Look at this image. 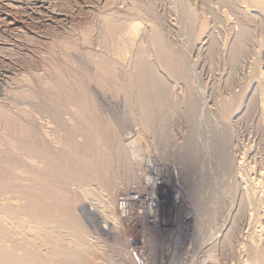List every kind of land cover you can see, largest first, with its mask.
I'll list each match as a JSON object with an SVG mask.
<instances>
[{"label": "rangeland", "instance_id": "rangeland-1", "mask_svg": "<svg viewBox=\"0 0 264 264\" xmlns=\"http://www.w3.org/2000/svg\"><path fill=\"white\" fill-rule=\"evenodd\" d=\"M129 1L107 0L108 4L114 2L107 6L106 0H0V82L2 81L0 83V189L8 190L10 187L6 193H0V229L7 230L5 227L8 226L5 223L8 220L7 222L10 221V224L16 225L21 231L17 230V234L8 229L10 234L8 238L0 239V252L10 251L11 245L14 244H7L10 239L18 244L15 243L18 249L25 247L28 251L24 248L23 251L18 250L20 254L18 251H14V254H19L18 256L23 258L27 254V260H32L36 264L40 261L36 257V251L44 250L43 252L49 255L48 250L59 248L64 250L73 248L78 256L75 263L64 261V264H240V262L257 264L247 254L245 255L241 248H237V252L234 253L235 261L225 255L221 247V237L224 230L230 226L235 210L237 211L239 206V181L241 178L247 181L251 174L250 168H247L251 165L248 163L249 160L244 162V166L242 165L244 168L236 162L242 152L247 154L249 145L255 146L257 122L255 123L256 120L249 115L244 122L234 123L236 113L243 108L247 96L251 93L249 88L252 81L260 76L257 74L260 67L259 52L256 54L257 58L255 57L257 62L255 59L251 68L238 69L242 66L239 62L235 63L238 65L234 64L236 68L233 65L231 67L230 42L237 27L231 28L220 23L218 8L220 5H217L216 0H206L209 4L205 6L206 2L203 0ZM209 10L215 14L210 13ZM214 15L217 17L216 20ZM110 16L113 17L112 20ZM125 16L130 18L127 20ZM119 19L122 21H117ZM114 21L115 23L117 21V25ZM108 22L117 30L111 29ZM130 22H139L138 25L142 27L141 29L144 28V31L140 30L138 34L140 36V33L144 32L145 35L127 37L124 30ZM212 24H216V27H213L216 28L215 30L212 29ZM207 28L209 30H206ZM123 32L126 35H122ZM118 34L122 40L120 37L117 38ZM206 34H209L207 38ZM210 35L215 36L213 38ZM255 35L259 40L257 31ZM203 40L206 44L202 43ZM259 41L262 44L261 39ZM115 42L117 45L119 42V45H122L116 46L113 50ZM127 42L132 44L135 42L132 50V44ZM212 44L213 46L216 44L218 50L214 47L215 50ZM141 46L142 50L148 52L140 50ZM223 49L224 52L227 51L224 53ZM111 52H114V57L111 56L113 55ZM140 52H145V55L143 56V53L141 55ZM118 56L123 58L124 62L119 60L118 63ZM140 56H142L141 61H138ZM91 57H93L92 61ZM143 60H147L148 62H145L151 66V71L154 68V73L165 82L170 99L167 97L166 103L162 105L154 101L152 96L154 93L148 85L147 97L142 98L140 95L136 68L138 63L143 64ZM100 61L101 65L98 64ZM98 65L102 68H98ZM252 68L253 73L250 70ZM252 74L255 78H252ZM149 96L152 98L150 99ZM144 98H149L151 106ZM243 99L245 100L242 101ZM145 105H149L148 108ZM163 120L167 123L165 144L164 134L161 132ZM233 130L234 132L239 130V133L236 134L232 132ZM214 136L221 138L222 141L226 140L223 142L226 143L227 153L228 150L232 152L230 156L228 153L229 162L232 160L235 162H228L226 169L221 168L220 162L213 154L211 141L213 142ZM189 142L194 146L193 156L188 152ZM238 148L242 151H238ZM131 150H136L134 155L131 154ZM220 169H223V172ZM240 169L241 171H238ZM15 177L18 181H22L19 183ZM154 185L159 193L158 221L155 225L143 226V222L136 217L135 209L127 217L121 215L117 208L121 196L132 190L148 192ZM261 185L258 187L259 190L257 189L260 196L264 195L262 194L264 185ZM82 186L88 191H83ZM37 190H41L44 196L40 197L41 193ZM84 192L86 193L83 194ZM26 197L36 205L38 204L36 198L42 202L50 198L52 201L60 200V203L68 202L66 205L74 213L78 226L74 224L72 226L66 218L62 226L46 224L45 228L41 224L30 222L19 209L27 203ZM42 197H47L48 200ZM5 200L11 203H5ZM262 202L264 199L261 200ZM91 208L95 210L92 211ZM10 210L14 212L12 211L11 214ZM2 214L6 216V221ZM106 216H113L116 219L112 218L110 221L115 222L113 225L118 229L117 236L103 233L99 226ZM21 217H24V220ZM18 225H21L20 228ZM141 228H144L146 234L143 237ZM38 231L42 232V235ZM259 232L257 229L255 244L264 247V241L260 239L264 235ZM76 239L80 240L77 244H75ZM23 240H27L26 242L31 246L23 244ZM133 243L138 245L133 246ZM41 244L45 246L42 248Z\"/></svg>", "mask_w": 264, "mask_h": 264}, {"label": "bare ground", "instance_id": "bare-ground-1", "mask_svg": "<svg viewBox=\"0 0 264 264\" xmlns=\"http://www.w3.org/2000/svg\"><path fill=\"white\" fill-rule=\"evenodd\" d=\"M57 1V0H56ZM63 1V0H62ZM116 1V0H115ZM129 1V0H128ZM160 1V0H159ZM203 1H205L206 2V0H203ZM208 1V0H207ZM82 2V1H81ZM100 2V1H99ZM106 2H107V0H106ZM130 2V1H129ZM132 2V1H131ZM196 2V1H195ZM216 2H217V5H220V7H218L219 9H220V23L221 24H226V25H229V26H231V28L232 27H237L236 28V32L234 33V35L232 36V42H230L231 43V52H229V55L228 54H226V55H228L230 58H229V60H230V62H231V67H232V65H233V67H235V65H238V64H235V63H237V62H239V64L240 65H242V66H237L238 67V69H240V67L241 68H244V69H249V68H251L252 66H254V64H253V62L255 61V59L257 58L256 56V54H258V52H259V55H258V61H259V64H260V67H259V73H257V74H260V76L258 77V78H256L255 80H253V79H251V80H253L252 81V84H251V88H249L250 90L249 91H251V93H250V95L249 96H247V98H246V102H245V105L243 106V108L239 111V112H237L236 113V115H235V123L234 124H236V122H239V123H241L240 121H245L247 118H248V116L250 115L251 116V118H253L254 120H256L255 121V123L257 122V125L255 124V126H257L256 128L257 129H255V130H257L256 131V136H255V146L253 145V146H250L249 145V149H247L248 150V152H247V154H244L243 152H242V154L240 155V156H238V162H236L239 166H241V167H243L244 166V162L246 161L247 162V160H249L248 161V163L249 164H251V165H249L247 168H250L249 169V173H251L250 174V176L248 177V180L246 181L244 178H241V180L239 181L240 182V186L238 187V188H240V190H239V195H238V202H239V206H238V209H237V211L235 210V214H234V216L232 217V221H231V223H230V226H228L225 230H224V232H223V234H222V241H221V247H222V249H223V252L225 253V255L227 254L228 256H230V257H232V259H233V257H234V253L235 252H237V248H241L242 250L241 251H244L245 252V255L247 254L248 255V257H250L254 262H256L257 264H264V247H262L261 246V244H260V246L261 247H258V246H256L257 244H255L257 241L255 240V237L257 236V229L260 231L259 233H261L262 232V234L264 235V202H262L261 203V200L263 201V199H264V195H262L263 196V199H261L262 198V196H260L259 194H258V192H257V189H258V187L262 184V183H264V0H216ZM84 3V2H83ZM103 3H105V2H103ZM112 3V2H111ZM111 3H109L108 4V2L106 3V5L108 4V5H110ZM114 3V2H113ZM112 3V4H113ZM134 3V2H133ZM177 3V2H176ZM204 3V2H203ZM211 3V2H210ZM45 4V3H44ZM76 4V3H75ZM91 4V3H90ZM97 4V3H96ZM100 4V3H99ZM128 4V3H127ZM175 4V3H174ZM205 4H209V3H204V6H205ZM212 4V3H211ZM215 4V3H214ZM3 5V4H2ZM80 5V4H79ZM92 5V4H91ZM103 5V4H102ZM107 5V6H108ZM133 5H135V4H133ZM161 5V4H160ZM165 5V4H164ZM199 5V4H198ZM213 5V4H212ZM59 6V5H58ZM82 6V5H81ZM107 6H105V8L107 7ZM184 6V5H183ZM216 7V5H213V7ZM50 7V6H49ZM53 7V6H52ZM84 7V6H83ZM97 7V6H96ZM99 7V6H98ZM110 7V6H109ZM128 7H129V5H128ZM135 7V6H134ZM200 7V6H199ZM209 7H210V5H209ZM6 8V7H5ZM48 8V7H47ZM54 8H55V6H54ZM53 8V9H54ZM59 8V7H58ZM95 8V7H94ZM93 8V9H94ZM101 8V7H100ZM104 7H103V9H105ZM167 8V7H166ZM180 8V7H179ZM189 8V7H188ZM12 9V8H11ZM80 9V8H79ZM89 9V8H88ZM87 9V10H88ZM99 9V8H98ZM127 9V8H126ZM130 9V8H129ZM162 9V8H161ZM215 9V8H214ZM56 10V9H55ZM86 10V9H85ZM99 10H101V9H99ZM115 10V9H114ZM128 10V9H127ZM137 10V9H136ZM170 10V9H169ZM182 10V9H181ZM183 10H184V8H183ZM208 10V9H207ZM212 10V9H211ZM211 10H209V12L211 11ZM217 10V9H216ZM77 11V10H76ZM89 11H92V10H89ZM96 11V10H95ZM106 11V10H105ZM104 11V12H105ZM131 11V10H130ZM58 12V11H57ZM99 12V11H98ZM196 12V11H195ZM213 12V11H212ZM212 12H210V13H212ZM218 12H219V10H218ZM102 13V12H101ZM124 13V12H123ZM138 13V12H137ZM164 13V12H163ZM169 13V12H168ZM214 13V12H213ZM3 14V13H2ZM96 14V13H95ZM94 14V15H95ZM99 14V13H98ZM111 14H113V13H111ZM134 14V13H133ZM141 14V13H140ZM187 14H188V12H187ZM215 14V13H214ZM218 14V13H217ZM107 15V14H106ZM119 15V14H118ZM124 15V14H123ZM136 15V14H135ZM167 15V14H166ZM183 15V14H182ZM199 15V14H198ZM203 15V14H202ZM201 15V16H202ZM213 15V14H212ZM71 16H73V15H71ZM98 16V15H97ZM121 16H122V14H121ZM133 16V15H132ZM208 16H209V13H208ZM215 17H216V15H214ZM219 16V15H218ZM4 17V16H3ZM111 18H110V20H112V16H110ZM126 17V16H125ZM174 17V16H173ZM188 17H190V15L188 16ZM203 17V16H202ZM211 17V16H210ZM214 17V18H215ZM233 17V18H232ZM65 18V17H64ZM74 18V17H73ZM115 18H117V17H115ZM124 18V17H123ZM127 18V17H126ZM128 18H130V17H128ZM128 18H127V20H128ZM211 18H213V17H211ZM56 19V18H55ZM102 19V18H101ZM104 19H105V17H104ZM108 19V18H107ZM120 19H121V17H120ZM117 20V21H122V20ZM203 19V18H202ZM217 19V17L215 18V20ZM68 20V19H67ZM86 20V19H85ZM90 20H92V19H90ZM167 20V19H166ZM171 20V19H170ZM189 20V19H188ZM191 20H192V18H191ZM199 20V19H198ZM198 20H197V22H198ZM219 20V19H218ZM65 21V20H64ZM63 21V22H64ZM107 21H109V20H107ZM107 21H106V23H107ZM117 21H116V23H117ZM186 21V20H185ZM193 21V20H192ZM200 21V20H199ZM91 22V21H90ZM111 22V21H110ZM124 22H125V20H124ZM133 22V21H132ZM194 22V21H193ZM192 22V23H193ZM203 22H205V21H203ZM212 22V21H211ZM215 22V21H214ZM214 22H212V23H214ZM103 23H104V21H103ZM114 23H115V21H114ZM115 23V24H116ZM121 23H123V22H121ZM125 23H128L127 21L125 22ZM139 23V22H138ZM138 23H129V25H127V24H125V25H127L126 27H125V30H124V28L123 27H120V28H123V30H124V32H126V34H127V37L129 36V37H132L133 35L135 36V35H138V37H140L141 35H145V34H143L142 32L140 33L141 35L139 36V32H140V30L142 31L143 29H141L140 28V25H138ZM144 23H146V22H144ZM216 23H218V22H216ZM5 24V23H4ZM11 24V23H10ZM108 24H109V26H110V23L108 22ZM115 24H113V25H115ZM120 24V23H119ZM141 24V23H140ZM12 25V24H11ZM73 25H74V23H73ZM91 25V24H90ZM95 25V24H94ZM99 25H101V24H99ZM98 25V26H99ZM112 25V26H113ZM117 25V24H116ZM142 26H143V24H141ZM147 25V24H146ZM205 25V24H204ZM203 25V26H204ZM211 25V24H210ZM214 25V26H213ZM216 24H212V29H214L213 27H216L215 26ZM218 25V24H217ZM72 26V25H71ZM93 26V25H92ZM148 26H150V25H148ZM199 26V25H198ZM208 26V25H207ZM221 26V25H220ZM94 27V26H93ZM111 27V26H110ZM144 27H145V25H144ZM150 27H152V26H150ZM224 27H226V26H224ZM223 27V28H224ZM112 28H114V26L113 27H111V29ZM118 28V27H117ZM146 28V27H145ZM174 28V27H173ZM192 28V27H191ZM199 28H201V27H199ZM209 28V27H208ZM206 29V30H209V29ZM219 28V27H218ZM229 28V27H228ZM87 29L89 30V28L87 27ZM110 29V28H109ZM116 28H114L113 30H115ZM169 29V28H168ZM172 29V28H171ZM189 29V28H188ZM211 29V28H210ZM216 29V28H215ZM214 29V30H215ZM117 30V29H116ZM120 31H121V29H119ZM150 30V29H149ZM227 30V29H226ZM109 31V30H108ZM144 31V30H143ZM146 31H147V29H146ZM155 31V30H154ZM153 31V32H154ZM234 31V30H233ZM255 31H257V33H258V36H259V38L261 39V41H262V44L260 43V39L258 40L257 39V35H255ZM110 32V31H109ZM114 32V31H113ZM117 32H119V31H117ZM122 33V35L123 34H125V33ZM150 32H151V30H150ZM211 32V31H210ZM209 32V33H210ZM216 32V31H215ZM149 33V32H148ZM217 33V32H216ZM228 33V32H227ZM82 34V33H81ZM111 35H112V33H110ZM114 34H116V32H114ZM125 34V35H126ZM147 34V33H146ZM212 34V33H211ZM214 34V33H213ZM223 34V33H222ZM225 34V33H224ZM83 35V34H82ZM85 35H86V33H85ZM88 35V34H87ZM151 35V34H150ZM154 35V34H153ZM207 35H209V34H206V38H207ZM232 35V34H231ZM90 36V35H89ZM215 36V35H214ZM214 36H212V35H210V37H213L214 38ZM109 37V36H108ZM113 37V36H112ZM121 38V36L118 34V39H120ZM127 37H124V38H127ZM149 37V36H148ZM156 37V36H155ZM83 38V37H82ZM81 38V39H82ZM104 38V37H103ZM116 38V37H115ZM115 38H113L114 40H116ZM123 38V39H124ZM142 38H144V36H142ZM206 38H205V40H206ZM223 38V37H222ZM85 39V38H84ZM97 39V38H96ZM131 39V38H130ZM140 39V38H139ZM145 39V38H144ZM149 39V38H148ZM211 40H212V38H210ZM215 39H216V37H215ZM215 39H214V41H215ZM225 39V38H224ZM231 39V38H230ZM121 40H122V38H121ZM133 40H135L134 39V37H133ZM138 40V39H137ZM161 40V39H160ZM89 41H90V39H89ZM96 41V40H95ZM113 41V40H112ZM116 41H118V40H116ZM126 41V40H125ZM125 41H123V42H125ZM127 41H128V39H127ZM139 41V40H138ZM145 41V40H144ZM148 41V40H147ZM209 41V40H208ZM208 41H206V42H208ZM213 41V42H214ZM224 41V40H223ZM94 42V41H93ZM114 42V41H113ZM112 42V43H113ZM136 42V41H135ZM134 42V43H135ZM142 42H143V39H142ZM146 42V41H145ZM165 42V41H164ZM221 42V41H220ZM227 42H228V40H227ZM116 43V42H115ZM120 43V42H119ZM119 43H118V45H119ZM127 43H129V42H127ZM131 43V42H130ZM129 43V44H130ZM133 43V44H134ZM147 43V42H146ZM146 43L144 44V45H146ZM202 43H205L204 42V40H203V42ZM212 43V42H211ZM222 43H224V42H222ZM221 43V44H222ZM83 44H85V43H83ZM98 44V43H97ZM108 44H110V43H108ZM132 44V43H131ZM133 44H132V47H131V45L129 46V47H131V50H132V48H133ZM141 43H139V45H140ZM155 44V43H154ZM160 44V43H159ZM158 44V45H159ZM206 44V43H205ZM214 44V43H213ZM213 44H212V46H213ZM219 44V43H218ZM220 44V45H221ZM91 45V44H90ZM113 45V44H112ZM117 45V43H116V45H115V48L113 47V50L114 49H116V46H118ZM120 45H122V44H120ZM119 45V46H120ZM125 45V44H124ZM167 45V44H166ZM202 45V44H201ZM216 45V44H215ZM215 45L213 46V48L215 47ZM224 45H227V44H224ZM230 44H228V47H230L229 46ZM99 46V45H98ZM108 46V45H107ZM114 46V45H113ZM125 46H127V45H125ZM138 46V45H137ZM136 46V47H137ZM204 46V45H203ZM202 46V47H203ZM206 46V45H205ZM209 46V45H208ZM121 47V46H120ZM143 47H145V46H143ZM146 47H148V44H147V46ZM160 47V46H159ZM158 47V48H159ZM164 47V46H163ZM211 47V46H210ZM225 47V46H224ZM126 48V47H125ZM124 48V49H125ZM138 48H139V46H138ZM149 48H150V46H149ZM153 48V47H152ZM165 48V47H164ZM168 48V47H167ZM170 48V47H169ZM205 48V47H204ZM207 49L209 48V47H206ZM216 48V47H215ZM214 48V49H215ZM219 48V47H218ZM77 49V48H76ZM121 50H122V48H120ZM127 49V48H126ZM144 49H146V48H144ZM156 49V48H155ZM201 49V48H200ZM217 49V48H216ZM215 49V50H216ZM220 49V48H219ZM226 49H227V46H226ZM225 49V50H226ZM79 50V49H78ZM78 50H76V51H78ZM112 50V51H113ZM119 50V49H118ZM117 50V51H118ZM139 50V49H138ZM140 50H142V46H141V49ZM165 50V49H164ZM218 50V49H217ZM98 51H100V50H98ZM105 51V50H104ZM117 51H114V52H117ZM124 51V50H123ZM133 51H134V49H133ZM135 51H137V48H136V50ZM142 51H145L146 52V50H142ZM206 51H208V50H206ZM210 51V50H209ZM227 51V50H226ZM225 51V52H226ZM81 52V51H80ZM107 52H108V50H107ZM113 52V53H114ZM127 52H130V51H127ZM145 52H140V54L141 53H143V56L145 55L144 53ZM148 52V51H147ZM146 52V53H147ZM149 52H151V51H149ZM161 52V51H160ZM214 52V51H213ZM217 52V51H216ZM216 52L214 53V54H216ZM218 52H220V50L218 51ZM217 52V53H218ZM222 52H224V49H223V51ZM221 52V53H222ZM224 52V53H225ZM95 53V52H94ZM112 53V52H111ZM112 53V54H113ZM118 53V52H117ZM119 53H121V52H119ZM123 53V52H122ZM125 53H126V50H125ZM125 53H123V55L125 54ZM135 53V52H134ZM136 53H138V52H136ZM170 53V52H169ZM172 53V52H171ZM200 53V52H199ZM89 54H90V51H89ZM97 54V53H96ZM132 54H133V52H132ZM139 54V53H138ZM163 54V53H162ZM161 54V55H162ZM207 54V53H206ZM220 54V53H219ZM83 55V54H82ZM92 55H94L93 54V52H92ZM109 55H111V54H109ZM115 55H118V54H116L115 53ZM128 55V54H127ZM134 55V54H133ZM142 55V54H141ZM156 55V54H155ZM224 55V54H223ZM88 56V59H89V55H87ZM111 56H113L114 57V54L113 55H111ZM122 56V55H121ZM124 56H126V55H124ZM129 56V55H128ZM135 56V55H134ZM139 56V55H138ZM154 56V55H153ZM204 56H205V54H204ZM209 56V55H208ZM225 56V55H224ZM228 56H226V57H228ZM78 57V56H77ZM107 57V56H106ZM110 57V56H109ZM108 57V58H109ZM112 57V58H113ZM116 57V56H115ZM130 57V56H129ZM137 57V56H136ZM135 57V58H136ZM158 57V56H157ZM200 57V56H199ZM202 57V56H201ZM226 57H225V59H226ZM254 57V58H253ZM256 57V58H255ZM97 58V57H96ZM126 58H127V56H126ZM135 58H133V59H135ZM141 58H142V56H140L139 57V59H138V61H141ZM150 58V57H149ZM163 58V57H162ZM207 58V57H206ZM216 58V57H215ZM84 59H85V57H84ZM92 59H93V57H91L90 58V60L92 61ZM102 59V58H101ZM117 59H118V63H119V60L120 61H123V58H119V56L117 57ZM128 60H129V58H127ZM145 59V58H144ZM147 59V58H146ZM151 59V58H150ZM149 59V60H150ZM212 59V58H211ZM228 59V58H227ZM126 60V59H125ZM135 60H137V58L135 59ZM171 61L173 60V59H170ZM177 60V59H176ZM220 60H221V58H220ZM97 61L98 60H96V63H97ZM144 62L146 61V62H148L147 60H143ZM170 61V62H171ZM228 61V60H227ZM90 62V61H89ZM95 61L93 60V63H94ZM112 62V61H111ZM124 62V61H123ZM130 62V61H129ZM144 62H143V64H139L138 62V65H137V68H136V73H137V76H138V80H139V84H138V86H139V91H140V95L142 96V98L143 97H147L146 95H148L149 93L147 92V90H149V89H147V85L149 86L148 88H150L151 90H152V92L154 93V95H152V96H154V98L153 99H155L154 101L155 102H157L158 103V105H162V103L164 104V103H166V99H167V97H169V93L167 92V90H166V87H165V82H164V80L162 81V79H160L159 77H158V75L157 74H155L154 73V71H153V69H152V71H151V66L150 65H147L146 64V62H145V64H144ZM159 62V61H158ZM160 62H161V60H160ZM164 62V61H163ZM255 62H257V59H256V61ZM82 63V62H81ZM102 64V62L100 61L98 64L99 65H101ZM107 63H108V61H107ZM107 63H105V65H107ZM110 63V62H109ZM117 63V62H116ZM117 63V64H118ZM136 63V64H137ZM179 63V62H178ZM224 63V62H223ZM117 64H114V65H117ZM135 64V63H134ZM204 64V63H203ZM214 64V63H213ZM229 64V63H228ZM235 64V65H234ZM96 65V64H95ZM98 65V68H102L101 66H99ZM122 65V64H121ZM121 65H120V67H121ZM132 65H133V63H132ZM212 65V64H211ZM218 65V64H217ZM216 65V66H217ZM103 66V65H102ZM108 66V65H107ZM123 66V65H122ZM127 66V65H126ZM135 66V65H134ZM204 66V65H203ZM208 66V65H207ZM96 67H97V65H96ZM115 67V66H114ZM153 67V66H152ZM161 67V66H160ZM212 67H214V66H212ZM230 67V68H231ZM86 68V67H85ZM88 68V67H87ZM91 68V67H90ZM107 68V67H106ZM110 68H112V67H110ZM119 68V67H118ZM135 68V67H134ZM134 68H133V70H134ZM164 68V67H163ZM221 68V67H220ZM236 68V67H235ZM254 68V67H253ZM253 68L252 69H250L251 70V72H252V70H253ZM95 69V68H94ZM113 69V68H112ZM112 69H111V71H112ZM115 69V68H114ZM155 69H157V68H155ZM218 69H219V67H218ZM237 69V70H238ZM115 70H117V69H115ZM178 70V69H177ZM207 70V69H206ZM213 70H214V68H213ZM217 70V69H216ZM234 70V69H233ZM232 70V71H233ZM237 70H236V72H237ZM241 70H243V69H241ZM6 71V70H5ZM4 71V72H5ZM96 71V70H95ZM100 71V70H99ZM119 71V70H118ZM129 71V70H128ZM179 71V70H178ZM224 71V70H223ZM231 71V70H230ZM249 71V70H248ZM248 71H246V73L248 72ZM257 71H258V69H257ZM168 72V71H167ZM171 72V71H170ZM221 72V71H220ZM244 72V71H243ZM242 72V73H243ZM250 72V71H249ZM121 73V72H120ZM133 73H135V72H133ZM179 73V72H178ZM183 73V72H182ZM219 73V72H218ZM222 73V72H221ZM239 73V72H238ZM253 73V72H252ZM85 74V73H84ZM159 74V73H158ZM186 74V73H185ZM237 74V73H236ZM123 75V74H122ZM124 75H125V73H124ZM172 75V74H171ZM222 75V74H221ZM243 75V74H242ZM253 76H252V78L254 77V74H252ZM173 76V75H172ZM175 76V75H174ZM229 76V75H228ZM236 76V75H235ZM258 76V75H257ZM117 77V76H116ZM136 77V76H135ZM249 77V76H248ZM99 78V77H98ZM118 78V77H117ZM222 78V77H221ZM230 78V77H229ZM232 78V77H231ZM237 78V77H236ZM251 78V77H250ZM255 78V77H254ZM86 79V78H85ZM183 79V78H182ZM182 79H180V80H182ZM227 79V78H226ZM234 79V78H233ZM118 80V79H117ZM172 80H173V78H172ZM186 80V79H185ZM223 80V79H222ZM228 80V79H227ZM245 80V79H244ZM3 81H4V79H3ZM7 81V80H6ZM121 81H122V79H121ZM165 81H166V79H165ZM177 81V80H176ZM232 81V80H231ZM242 81H243V79H242ZM2 82V81H1ZM0 82V83H1ZM51 82H52V80H51ZM175 82V81H174ZM3 84V83H2ZM53 84V83H52ZM104 84V83H103ZM232 84H233V82H232ZM248 84H250V83H248ZM247 84V85H248ZM179 85V84H178ZM186 85V84H185ZM229 85V84H228ZM227 85V86H228ZM246 85V86H247ZM4 86V85H3ZM240 86V85H239ZM52 87V86H51ZM53 88V87H52ZM204 88V87H203ZM58 89V88H57ZM173 89V88H172ZM183 89V88H182ZM220 89V88H219ZM225 89V88H224ZM232 89V88H231ZM235 89V88H234ZM241 89V88H240ZM53 90V89H52ZM54 90H55V88H54ZM237 90H238V88H237ZM169 91V90H168ZM248 91V92H249ZM59 92V91H58ZM180 92V91H179ZM241 92V91H240ZM54 93V92H53ZM167 93L169 94V95H167ZM223 93V92H222ZM221 93V94H222ZM240 94V93H239ZM237 95V94H236ZM123 96V95H122ZM239 96V95H238ZM150 97V99L152 98L151 96H149ZM172 97V96H171ZM178 97V96H177ZM221 97V96H220ZM225 97V96H224ZM243 97V96H242ZM222 98V97H221ZM245 98V97H244ZM149 99V98H148ZM148 99L147 98H144V100H146V103H149V101H148ZM169 99H170V97H169ZM174 99H175V97H174ZM236 100V99H235ZM245 99H243L242 101H244ZM148 101V102H147ZM231 101V100H230ZM143 102H145V101H143ZM172 102V101H171ZM240 102H241V100H240ZM160 103V104H159ZM221 103V102H220ZM227 104H228V102H226ZM179 104V103H178ZM222 104V103H221ZM225 104V103H224ZM236 104V103H235ZM234 104V105H235ZM240 104V103H239ZM238 104V105H239ZM149 105H150V103H149ZM148 105V106H149ZM177 105V104H176ZM181 105V104H180ZM189 105V104H188ZM231 105V104H230ZM148 106H146L145 105V107H147L148 108ZM151 106V105H150ZM157 106V105H156ZM190 106V105H189ZM220 106H222V105H220ZM209 107V106H208ZM152 108V107H151ZM227 107H226V105H225V109H226ZM202 109V108H201ZM224 109V110H225ZM151 110V109H150ZM221 111H223V110H220V112ZM226 111H227V109H226ZM228 111H229V109H228ZM238 111V110H237ZM6 112H9V111H6ZM154 112V111H153ZM195 112V111H194ZM197 112V111H196ZM219 112V113H220ZM4 113V112H3ZM222 113H224V111L222 112ZM163 115V114H162ZM221 115V114H220ZM157 116V115H156ZM186 116V115H185ZM222 116V115H221ZM226 116V115H225ZM164 117V116H163ZM173 117V116H172ZM233 117V116H232ZM218 118V117H217ZM166 119V118H165ZM224 119V118H223ZM233 119V118H232ZM231 119V120H232ZM4 120V119H3ZM230 120V121H231ZM250 120V119H249ZM34 121V120H33ZM251 121V120H250ZM250 121H249V123H250ZM190 122V121H189ZM252 122V121H251ZM20 123V122H19ZM230 123H232V122H230ZM247 123V122H246ZM246 123H245V125H246ZM248 123V124H249ZM13 124V123H12ZM234 124H232V126H234ZM238 124V123H237ZM251 124V123H250ZM253 124V123H252ZM162 128H161V132H163V136H164V138H163V141H164V144L167 142V138H166V136H165V133H166V129H167V123H166V121L165 120H163L162 121ZM34 126V125H33ZM238 126V125H237ZM236 126V127H237ZM241 126H242V124H241ZM247 126V125H246ZM246 126H245V128H246ZM254 126V125H253ZM242 127H244V125L242 126ZM251 127V126H250ZM249 127V128H250ZM210 128V127H209ZM233 128V127H232ZM253 128H255V127H253ZM28 129H30V128H27V130ZM234 129V128H233ZM237 129H239V128H237ZM248 129V128H247ZM251 129V128H250ZM14 130V129H13ZM222 130H223V128H222ZM234 130H236V129H234ZM234 130L232 131V132H234ZM243 130V129H242ZM246 130V129H245ZM31 131V130H30ZM225 131V130H224ZM239 131V130H238ZM238 131H236V132H238ZM26 132V131H25ZM236 132H234V133H236ZM246 132V131H245ZM248 132H250L249 130H248ZM239 133V132H238ZM241 133V132H240ZM251 133V132H250ZM253 133V132H252ZM216 134V133H215ZM214 134V135H215ZM237 134V133H236ZM247 134V133H246ZM245 134V135H246ZM255 134V133H254ZM253 134V135H254ZM210 135V134H209ZM212 135H213V132H212ZM211 135V136H212ZM239 135H241V134H239ZM239 135H238V137H239ZM243 135H244V133H243ZM101 136V135H100ZM223 136V135H222ZM237 136V135H236ZM242 136V135H241ZM247 136V135H246ZM245 136V137H246ZM248 136H250L249 134H248ZM24 137V136H23ZM34 137V136H33ZM238 137H237V139H238ZM251 137V136H250ZM249 137V138H250ZM254 137V136H253ZM91 139V138H90ZM224 139V138H223ZM244 139H246V138H244ZM239 140H241V138L239 139ZM239 140H238V142H239ZM249 140V139H248ZM248 140H246V141H248ZM251 140V139H250ZM45 141V140H44ZM223 141H226V140H223ZM222 140H221V138L219 139L217 136H214L213 137V142L211 141V143H212V146H213V148H212V150H213V154H214V156H215V158H216V160L217 161H219L220 162V166H221V168H225L226 169V167H227V165H228V162H229V157H228V153H229V156H230V153H232V152H229V150H228V153H227V147H225V145H226V143H224ZM235 141V140H234ZM237 141V140H236ZM20 142V141H19ZM38 142V141H37ZM111 142V141H110ZM251 142V143H252ZM21 143V142H20ZM240 143V142H239ZM24 144V143H23ZM193 143L191 142H189V143H187V146H188V152H189V155L190 156H193V145H192ZM228 144H229V142H228ZM227 144V145H228ZM230 144H232V143H230ZM235 144H236V142H235ZM249 144V143H248ZM44 145V144H43ZM192 145V146H191ZM23 146V145H22ZM236 146V145H235ZM20 147V146H19ZM32 147V146H31ZM233 147H234V145H233ZM237 147V146H236ZM238 147H241V146H238ZM246 147V146H245ZM40 148V147H39ZM229 148V147H228ZM24 149V148H23ZM32 149V148H31ZM108 149V148H107ZM106 149V150H107ZM239 149V148H238ZM245 149V148H244ZM28 150V149H27ZM58 150V149H57ZM237 150V149H236ZM241 149H239L238 151H240ZM124 151V150H123ZM136 151V150H135ZM135 151H133V150H131V154L132 155H134V153H135ZM242 151V150H241ZM29 152V151H28ZM31 152V151H30ZM63 152V151H62ZM84 152V151H83ZM88 152V151H87ZM130 152V151H129ZM237 152V151H236ZM127 153V152H126ZM238 153V152H237ZM33 154H34V150H33ZM32 154V155H33ZM239 154V153H238ZM128 155V154H127ZM126 155V156H127ZM131 155V156H132ZM233 155V154H232ZM231 155V156H232ZM237 155V154H236ZM40 156V155H39ZM85 156H87V154L85 155ZM107 156H108V154H107ZM119 156V155H118ZM121 156V155H120ZM42 157V156H41ZM75 157V156H74ZM92 157V156H91ZM95 157V156H94ZM103 157H104V155H103ZM125 157V156H124ZM135 157V156H134ZM234 157V156H233ZM232 157V158H233ZM247 157V158H246ZM214 158V157H213ZM237 158V157H236ZM235 158V159H236ZM38 159V158H37ZM95 160H96V158H94ZM69 160V159H68ZM44 161V160H43ZM78 161V160H77ZM84 161H85V159H84ZM106 161V160H105ZM233 161V160H232ZM232 161H230V162H232ZM39 162V161H38ZM40 162H41V160H40ZM46 162V161H45ZM104 162V161H103ZM229 162V163H230ZM233 162H235V161H233ZM42 163V162H41ZM86 164H87V162H86ZM252 164L254 165L253 167H252ZM40 165V164H39ZM230 165V164H229ZM237 165V166H238ZM243 165V166H242ZM246 165H248L247 163H246ZM42 167V166H41ZM44 167H45V165H44ZM70 167V166H69ZM72 167V166H71ZM73 167H75V166H73ZM29 168V167H28ZM28 168H26V169H28ZM79 168V167H78ZM83 168V167H82ZM81 168V169H82ZM230 168H231V165H230ZM229 168V169H230ZM233 168V167H232ZM231 168V169H232ZM244 168V167H243ZM47 169H49V168H47ZM52 169V168H51ZM72 169V168H71ZM93 169V168H92ZM238 169H239V167H238ZM242 169V168H241ZM241 169L240 170H238V171H241ZM42 170H46V169H42ZM87 170V169H86ZM221 170V169H220ZM223 170V169H222ZM221 170V171H222ZM228 170V169H227ZM236 170H237V168H236ZM246 170V169H245ZM248 170V169H247ZM47 171V170H46ZM69 171V170H68ZM237 171V172H238ZM45 172V171H44ZM223 172V171H222ZM233 172V171H232ZM231 172V173H232ZM245 172V171H244ZM52 173V172H51ZM60 173H62V172H60ZM68 173V172H67ZM80 173V172H79ZM226 173V172H225ZM231 173H230V175H231ZM241 173H243V172H241ZM245 173H247V172H245ZM4 174V173H3ZM25 174V173H24ZM54 174V173H53ZM69 174V173H68ZM233 174H235V173H233ZM238 174V173H237ZM82 175V174H81ZM236 175V174H235ZM240 175V174H239ZM244 175V174H243ZM246 175V174H245ZM59 176V175H58ZM240 177V176H239ZM241 177H243V176H241ZM28 178V177H27ZM29 178H31V177H29ZM48 178H49V176H48ZM77 178H79V177H77ZM86 177L84 176V179H85ZM236 178V177H235ZM15 179H16V177H15ZM15 179H13V180H15ZM21 179V178H20ZM26 179V178H25ZM33 179H35V178H33ZM80 179V178H79ZM81 179H83V177L81 178ZM226 179V178H225ZM1 180V179H0ZM12 180V179H11ZM235 180V179H234ZM233 180V181H234ZM16 181H18L17 179H16ZM20 181H22V180H20ZM20 181H18L19 183H20ZM60 181V180H59ZM65 181V180H64ZM87 181V180H86ZM62 182V181H61ZM4 183V182H3ZM232 183V182H231ZM237 183V182H236ZM6 184H7V181H6ZM10 184V183H9ZM24 184V183H23ZM26 184V183H25ZM32 184V183H31ZM55 185H56V182H55ZM238 185V184H237ZM262 185H264V184H262ZM261 185V186H262ZM224 186V185H223ZM236 186V185H235ZM1 187V186H0ZM13 187V186H12ZM22 187H25V186H23L22 185ZM80 187V186H79ZM85 187V186H84ZM229 187V186H228ZM30 188H32L31 186H30ZM29 188V189H30ZM45 188V187H44ZM47 188V187H46ZM55 188V187H54ZM72 188V187H71ZM74 188H75V186H74ZM264 188V187H263ZM29 189H27V190H29ZM35 189V188H34ZM39 189V188H38ZM78 190H80L79 188H77ZM86 189H87V187H86ZM231 189V188H230ZM262 189V188H261ZM8 190H10V187H8ZM8 190H6V189H0V193H6ZM36 190V189H35ZM43 190V189H42ZM73 190V189H72ZM82 190L84 191L85 190V188H83V186H82ZM259 190V189H258ZM32 191V190H31ZM34 191V190H33ZM32 191V192H33ZM38 191V190H37ZM41 190H39L38 192H40ZM83 191H81V192H83ZM86 191V190H85ZM88 191V190H87ZM86 191V192H87ZM262 191V190H261ZM27 192V191H26ZM61 192H63V191H61ZM86 192H84L83 194H85ZM147 192V191H146ZM10 193V192H9ZM12 193V192H11ZM15 193V192H14ZM30 193V192H29ZM35 193H37V192H35ZM41 193V192H40ZM39 193V194H40ZM17 194V193H16ZM19 194V193H18ZM17 194V195H18ZM21 195H23L22 193H20ZM26 194V193H25ZM42 194V193H41ZM39 195L40 197L41 196H44V193L42 194V195ZM58 194V193H57ZM68 194H70V193H68ZM82 194V195H83ZM262 194H264V193H262ZM5 195H7V194H5ZM10 195V194H9ZM20 195V196H21ZM27 195V194H26ZM38 195V194H37ZM46 195V194H45ZM62 195V194H61ZM71 195V194H70ZM76 196V195H75ZM224 196V195H223ZM4 197V196H3ZM38 197V196H37ZM53 197V196H52ZM65 197H66V195H65ZM103 197H105V196H103ZM236 197V196H235ZM13 198V197H12ZM27 198V203L24 205V206H22V207H20L19 209L21 210V212L27 217V218H29V221L30 222H36L37 224H41V226L43 225L44 226V228H45V226H46V224H56V225H63V221L65 220V218L67 219V221H69V223H71L72 224V226H73V224L76 226H78V223H77V221H76V218H75V215H74V213L72 212V211H70V208L69 207H67V203H60V200L58 201V200H56L55 201V199H54V201H52V200H48L47 199V197H45V198H43V199H47L48 201H40L38 198H36L35 199V201H38V204L36 205L35 203H33V201L31 200V199H28V197H26ZM58 198V197H57ZM62 198H63V196H62ZM67 198V197H66ZM108 198V197H107ZM33 199V198H32ZM58 199H60V198H58ZM11 200V199H10ZM12 200H14V198L12 199ZM18 200V199H17ZM20 200H22V199H20ZM42 200V199H41ZM64 200H65V198H64ZM68 200V199H67ZM70 201H71V199H69ZM109 200V199H108ZM234 200V199H233ZM2 201V200H1ZM25 200H23V202H24ZM13 202V201H12ZM22 202V203H23ZM64 202H66V201H64ZM72 202V201H71ZM237 202V203H238ZM1 203V202H0ZM5 203H8V202H6V200H5ZM4 202H3V204H5ZM11 203V202H10ZM10 203H8V204H10ZM235 203V202H234ZM261 203V204H260ZM104 204V203H103ZM110 204V203H109ZM13 205V204H12ZM33 205V206H32ZM35 205V206H34ZM103 207V206H102ZM106 207V206H105ZM1 208H2V206H1ZM104 208V207H103ZM5 210V209H4ZM72 210V209H71ZM91 210L93 211V210H95V208H91ZM13 211V210H12ZM11 210H10V212L9 213H11L12 212ZM103 212L105 211V210H102ZM7 212V211H6ZM14 212V211H13ZM15 212H17V211H15ZM227 213V212H226ZM12 214V213H11ZM15 213H13V215H14ZM21 214V213H20ZM3 216H4V214H2ZM1 215V216H2ZM19 215V214H18ZM230 215V214H229ZM23 216V215H22ZM24 216V217H25ZM110 216H111V214H110ZM108 217V216H106L105 217V220H103V221H101L100 223H99V226L102 228V230L104 231L103 233H105V234H108V235H112V236H117L118 234H117V228L116 227H114V220H116V219H114L113 218V216L112 217ZM6 216H4V220L6 219L5 218ZM17 217V216H16ZM18 217H20V215L18 216ZM23 217V218H24ZM231 217V216H230ZM22 218V217H21ZM20 218V220H22ZM26 218V219H27ZM112 218L114 219L113 220V223L110 221V220H112ZM0 219H1V217H0ZM13 219V218H12ZM25 219V220H26ZM11 220V219H10ZM15 221H16V219H14ZM13 220V221H14ZM24 220V219H23ZM227 220V219H226ZM1 221V220H0ZM2 221H3V217H2ZM6 221V220H5ZM8 221V220H7ZM6 221V223H5V225L7 224V226L8 227H5L7 230H4V229H0V239L2 238L3 239V237H7L8 235H10L9 234V231H8V229H10V231L12 230V231H15L17 234H18V231H20V230H18V228L16 227V225H14V224H10L9 222H7ZM67 221H66V224H68L67 223ZM12 222V221H11ZM29 222V223H30ZM226 222V221H225ZM230 222V221H229ZM12 223H14V222H12ZM17 224L19 223V222H16ZM24 223H25V221H24ZM20 224V223H19ZM65 224V223H64ZM117 224V223H116ZM21 225H22V223H21ZM20 225V226H21ZM31 225V224H30ZM20 226L18 225V227L20 228ZM23 226V225H22ZM32 226V225H31ZM226 226V225H225ZM1 227H3V225L1 226ZM32 228V227H31ZM38 228H39V225H38ZM76 228V227H75ZM37 229V228H36ZM35 229V230H36ZM18 230V231H17ZM24 230H25V228H24ZM24 230H23V233H24ZM29 230V229H28ZM32 230V229H31ZM39 230V229H38ZM41 230V229H40ZM44 230V229H43ZM21 232V231H20ZM26 232V231H25ZM38 232H40V231H38ZM37 232V233H38ZM42 232H40V235H42L41 234ZM255 233V235H252V234H254ZM28 234V233H27ZM26 234V235H27ZM30 234V233H29ZM33 234H34V232H33ZM221 234V233H220ZM17 237V236H16ZM16 237H15V239H16ZM30 237V236H29ZM262 237H264V236H262ZM260 238V237H258V238H260L261 240H263L264 241V238ZM8 238V237H7ZM6 238V239H7ZM19 238H20V235H19ZM22 238H24V237H22ZM36 238V237H35ZM35 238H34V241H35ZM27 239V238H26ZM78 239V238H77ZM76 239V240H77ZM93 239V238H92ZM257 239V238H256ZM17 240V239H16ZM31 240V239H30ZM76 240H74V242L76 241ZM19 240H17V242H18ZM21 241V240H20ZM27 240H23V244H28L27 242H26ZM29 241V240H28ZM73 241V240H72ZM80 240H77L76 242H75V244H77L78 242H79ZM8 242L9 243H7V244H10V243H16L14 240L12 241V240H8ZM31 242V241H30ZM37 242V241H36ZM259 242V241H258ZM19 243V242H18ZM262 243V242H261ZM11 245V247H10V249L9 248H7V250L9 249L10 251L9 252H0V262L2 263V264H36V263H33L32 262V260H27V254L25 255V252H24V254L23 255H25V257L23 258V257H20V256H18L19 254H20V249L23 251L24 250V248L23 247H21V248H19L18 249V244L16 245ZM35 244H37V243H35ZM30 244H28V246H29ZM39 245H40V243H39ZM4 246V245H3ZM7 246V245H6ZM5 246V247H6ZM31 246V245H30ZM37 246V245H36ZM45 246V244H41V247L43 248ZM8 247V246H7ZM29 248V247H28ZM38 248V247H37ZM40 248V247H39ZM48 249V248H47ZM73 249V248H72ZM71 248L69 249H66V250H64V249H50V250H48L47 252H50V254L48 255L46 252V254H47V256H46V254L43 252V251H36V257H38V259H40V261H38L37 262V264H64L63 262L64 261H67V262H70V263H75L76 262V259H77V257L78 256H76L77 254L74 252V250H72ZM19 250V251H18ZM25 250H26V248H25ZM14 251L16 252V251H18V255L17 254H14ZM27 251V250H26ZM28 252V251H27ZM23 252H21V254H22ZM35 253V252H34ZM33 253V254H34ZM240 253V252H239ZM238 253V254H239ZM243 253V252H242ZM237 254V253H236ZM29 255V254H28ZM240 255H242L241 253H240ZM32 256V255H31ZM200 256V255H199ZM198 256V257H199ZM236 256H238V255H236ZM243 256H244V254H243ZM35 257V256H34ZM44 257H46V258H44ZM202 257V256H201ZM204 257V256H203ZM226 257V256H225ZM229 257V258H230ZM238 257H240V256H238ZM209 258V257H208ZM211 258V257H210ZM243 258V257H242ZM246 258V257H245ZM250 258H247V259H249L250 260ZM31 259H33V258H31ZM238 259H241V257L240 258H238ZM199 260V259H198ZM197 260V261H198ZM204 260V259H203ZM214 260V259H213ZM223 260H224V258H223ZM234 261H235V259H233ZM245 260V259H244ZM244 260H243V263H244ZM251 260V261H252ZM200 261V260H199ZM198 261V262H199ZM206 261H207V259H206ZM229 261V260H228ZM241 261V260H240ZM247 261V260H246ZM245 261V262H246ZM252 261V262H253ZM36 262V261H35ZM181 262V261H180ZM222 262V261H221ZM231 262H232V260H231ZM247 262H249V261H247ZM70 263H68V264H70ZM183 263V262H182ZM223 263V262H222ZM189 264V263H188ZM200 264V263H199ZM202 264V263H201ZM204 264V263H203ZM209 264V263H208ZM211 264V263H210ZM216 264V263H215ZM240 264H241V262H240ZM248 264V263H247ZM253 264V263H252Z\"/></svg>", "mask_w": 264, "mask_h": 264}, {"label": "built area", "instance_id": "built-area-1", "mask_svg": "<svg viewBox=\"0 0 264 264\" xmlns=\"http://www.w3.org/2000/svg\"><path fill=\"white\" fill-rule=\"evenodd\" d=\"M155 186L148 192L132 190L121 196L117 202V208L121 212V215L127 217L135 209L136 217L143 222V226L150 227L155 225L158 221L159 211V193L155 189ZM141 229V235L143 237L146 234L144 228Z\"/></svg>", "mask_w": 264, "mask_h": 264}, {"label": "water", "instance_id": "water-1", "mask_svg": "<svg viewBox=\"0 0 264 264\" xmlns=\"http://www.w3.org/2000/svg\"><path fill=\"white\" fill-rule=\"evenodd\" d=\"M133 244H134L133 246H137L138 245V243L137 244L133 243Z\"/></svg>", "mask_w": 264, "mask_h": 264}]
</instances>
